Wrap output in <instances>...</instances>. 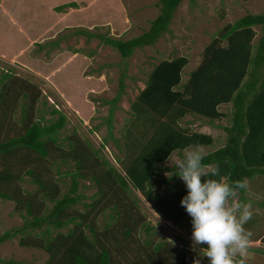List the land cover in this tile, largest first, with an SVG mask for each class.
I'll list each match as a JSON object with an SVG mask.
<instances>
[{"label": "trees", "instance_id": "16d2710c", "mask_svg": "<svg viewBox=\"0 0 264 264\" xmlns=\"http://www.w3.org/2000/svg\"><path fill=\"white\" fill-rule=\"evenodd\" d=\"M30 1L36 5L34 10L38 6L41 11L46 5L62 15L65 9L79 5L53 0L56 5L51 9V0ZM181 1L159 0L160 13L140 36L124 40L83 26L76 33L89 40L97 38L126 59L136 48L152 45L169 30ZM45 15L49 18V13ZM256 27L260 29L257 42ZM48 44L55 46L53 41ZM42 48L39 42L38 49ZM187 63L184 55L166 58L149 72L130 107L133 125L149 124L152 133L148 135L144 129L146 138L137 140L129 135L123 145L117 144V148L126 145V158H117L119 167L101 153L109 137L104 136L100 147L94 148L76 130L60 136L68 122L66 115L52 107L48 111L51 117H45L46 111L37 106L38 86L21 77L10 79L11 73L0 69V199L13 201L23 219L21 228L0 234V244L21 234V246L48 253L46 264H249L241 254L236 258L219 254L224 246L218 243H202L215 251L206 253L177 251L172 242L156 240L151 226L145 224L137 195L155 213L181 226L203 195L223 187L217 205L234 193L242 198L247 189L245 178L264 176V7L262 12L226 24L204 47L199 65L183 80ZM123 89L122 75L116 96L104 101L111 104L108 122ZM227 104L228 111L221 110ZM186 115L213 127L218 120L229 119V125L221 126L227 134L225 143L186 162L181 169L168 168L163 164L174 151L214 146V136L180 124ZM61 166L66 169L61 171ZM161 170L174 172L162 178ZM191 170L195 172L187 175ZM174 173L185 180L177 181ZM65 178L70 184L68 191L62 192ZM83 180L93 182L96 192L91 202H83L79 208L82 196L78 188ZM25 181L36 188L25 189ZM162 185L165 189L160 191ZM214 211V207L208 209ZM106 213L108 221L101 228L97 222ZM141 230L147 233L145 237L140 236ZM206 234L198 232L200 237ZM0 264L19 262L0 259Z\"/></svg>", "mask_w": 264, "mask_h": 264}, {"label": "rangeland", "instance_id": "374dc122", "mask_svg": "<svg viewBox=\"0 0 264 264\" xmlns=\"http://www.w3.org/2000/svg\"><path fill=\"white\" fill-rule=\"evenodd\" d=\"M23 1H27V7L34 11L35 5L30 0ZM70 1H76L79 5L77 8L65 9L63 15L43 5L42 10L45 14L49 13V18L41 13L44 16L40 18L36 32L34 29L27 32V27L23 25L22 22H28L27 15L19 17V27H23L25 33L18 28L17 22L13 38L5 47V52H0L1 73L10 72V79L21 77L36 84L41 91L37 106L46 111L45 117H51L48 111L52 107L66 115L68 122L60 136L69 135L76 130L94 148L100 147L104 136L109 137L101 153L118 167L117 158H126V145L117 148V144L123 145L129 135L142 140L152 131L151 126L146 123L144 126L133 125L130 107L139 91L144 88L151 69L162 59L184 55L188 59L183 69V80H186L188 73L199 65L204 47L218 36L226 24L233 23L248 13L262 12L264 7V0H182L173 14L168 31L152 45L138 47L131 57L122 59L113 47L103 45L97 38L89 40L86 35H78L76 32L83 26L88 31L106 33L124 40L140 36L148 30L150 21L160 13L159 0H60V3ZM50 5L53 9L56 4L51 0ZM38 9L37 6L36 10ZM255 29L257 34L254 41L257 42L260 29ZM43 31H47V34L44 35ZM27 33L29 36L25 37ZM50 41L55 45L52 48L48 44ZM39 42L43 45L41 50L38 49ZM122 75L123 94L115 104L111 122H108L111 104L104 101L116 96ZM220 108L228 111L230 104ZM14 115L18 117L19 112ZM191 118L183 119L181 125L199 131L201 122L194 116ZM229 124V119H223L215 122L216 128L206 126L208 131L211 130L210 133L215 132L213 147L199 149L192 146L181 153L174 151L163 165L180 169L186 162L223 145L227 134L221 126ZM144 129L148 131V135H142ZM65 169V166L60 167L61 171ZM173 172L174 170L160 171L162 178L171 176ZM263 180L261 177L250 179L254 187L253 196L259 192L258 196L253 197L257 206L255 212L244 214L240 207L239 215H236L241 204L237 193L217 205L216 198L223 191L221 187L203 195L181 226L153 212L139 193L137 197L146 219L145 224L151 226L155 232L152 236L156 240L172 242L177 251L188 249L206 253L215 251L205 248L202 243H218L224 246L217 251L219 254L230 258L242 254L243 261L249 262L250 255H256L257 252L248 250L246 246L249 245L242 244V241H253L264 230V217L256 211L264 208ZM69 184L70 179L65 178L61 183L62 192L68 191ZM22 186L29 191L36 188L26 181ZM164 189L165 187L159 188L160 191ZM78 192L82 198L77 206L83 208V202H91L96 187L93 182L83 180ZM213 207L215 211L209 213L208 209ZM107 221L108 213L100 216L97 224L102 228ZM0 222V234L23 225V219L15 210L13 201L0 199ZM200 231L206 232V236L200 237ZM139 234L141 237L147 235L143 230ZM20 235L16 234L0 244V259L17 261L19 264H46L48 253L42 249L21 246ZM259 244L262 248H258L264 249V243Z\"/></svg>", "mask_w": 264, "mask_h": 264}, {"label": "crops", "instance_id": "0c3cea01", "mask_svg": "<svg viewBox=\"0 0 264 264\" xmlns=\"http://www.w3.org/2000/svg\"><path fill=\"white\" fill-rule=\"evenodd\" d=\"M22 15H27L28 16V18H27L28 19V22H26V23L22 22L23 25L25 27H27V32H30L32 29H34L35 32H36L37 31L36 27L39 26V22H41L40 21V18L42 17L40 10L39 11L38 10L32 11V10H30L27 7L26 4H23V2L22 3H16L15 0H7V1L0 0V52L1 51H4L5 52V47L8 45V42L11 41V38H13V36H12L13 35V31L17 27V22L19 21V17H21ZM18 28L22 32L25 33V29L23 27H21V26L19 27V22H18ZM43 34L44 35L47 34V31H45ZM28 36H29V34L27 33L25 35V37H28ZM186 118H187V120L188 119H190V120L192 119L190 115H186V116H184L182 118V120L183 119L185 120ZM182 120H180L179 122H181ZM198 121L201 122V124H200V130L198 132H202V133L210 134V135L214 136L213 133H215V132L210 133L211 130L210 131L207 130V127L206 126L210 127L211 126L210 124L204 123L202 120H198ZM211 127H213V126H211ZM214 131H216V130H214ZM198 148L200 149L202 147H198ZM193 172L194 171L191 170V171L188 172L187 175L190 176ZM173 177H176V180L177 181L179 180V181H182L183 182L185 180V177L184 176H179L178 177L175 173H174V176ZM253 177H261L262 179H264V176H262V175H255ZM257 180H259V179H257ZM244 181H245V185L248 186V187H247L246 191L244 192V196L242 198L239 197V201L241 202V204H240V206L238 208V211H237V214H236L237 216L239 215L240 207L243 208L244 214H250V212L251 211H254V209H256L255 207H257L255 205V203H254V198L253 197L258 196L259 195V192L256 193L255 196H253L252 190H253L254 187L252 186V182L250 181L249 178H245ZM170 182H173V179H171ZM263 184H264V180H263ZM161 187H165V186L162 185ZM256 211L258 213L262 214V217H264V208L258 209ZM241 213H242V211H241ZM169 222H171V221H169ZM257 242L264 243V230L261 232V235L259 237H257L256 239H254L253 241H245V240H243L242 241V244L249 245L251 247L250 248V251L251 252H253V251H256L257 252L256 255H250L249 262L256 263V264H264V249H261L262 248L261 245L259 243H257ZM258 247H261V248H258ZM252 254H254V253H252Z\"/></svg>", "mask_w": 264, "mask_h": 264}, {"label": "clouds", "instance_id": "9594fccd", "mask_svg": "<svg viewBox=\"0 0 264 264\" xmlns=\"http://www.w3.org/2000/svg\"><path fill=\"white\" fill-rule=\"evenodd\" d=\"M76 53V52H75ZM151 133H152V131H151Z\"/></svg>", "mask_w": 264, "mask_h": 264}]
</instances>
